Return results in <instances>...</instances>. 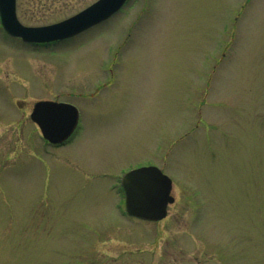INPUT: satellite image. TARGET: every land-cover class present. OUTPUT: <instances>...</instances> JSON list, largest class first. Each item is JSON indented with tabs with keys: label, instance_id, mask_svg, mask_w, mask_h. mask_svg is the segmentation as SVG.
Segmentation results:
<instances>
[{
	"label": "rangeland",
	"instance_id": "374dc122",
	"mask_svg": "<svg viewBox=\"0 0 264 264\" xmlns=\"http://www.w3.org/2000/svg\"><path fill=\"white\" fill-rule=\"evenodd\" d=\"M97 0H16L24 26ZM74 105L51 146L35 102ZM172 181L160 221L126 215L120 179ZM0 264H264V0H128L39 48L0 26Z\"/></svg>",
	"mask_w": 264,
	"mask_h": 264
},
{
	"label": "water",
	"instance_id": "95a60500",
	"mask_svg": "<svg viewBox=\"0 0 264 264\" xmlns=\"http://www.w3.org/2000/svg\"><path fill=\"white\" fill-rule=\"evenodd\" d=\"M126 0H98L88 8L55 24L26 27L16 16V0H0V23L10 35L26 42H52L72 37L110 17ZM31 120L49 143L58 145L73 133L78 122L77 109L68 103L38 101L33 105ZM128 215L159 221L173 202L171 180L156 167H141L127 172L121 180Z\"/></svg>",
	"mask_w": 264,
	"mask_h": 264
},
{
	"label": "flooded vegetation",
	"instance_id": "af4514ba",
	"mask_svg": "<svg viewBox=\"0 0 264 264\" xmlns=\"http://www.w3.org/2000/svg\"><path fill=\"white\" fill-rule=\"evenodd\" d=\"M8 37H9V36H8ZM9 38H11V37H9ZM13 39H16L17 41H20V42H22L23 44L33 46L34 48H39V47H43V46H47V45H49V44H42V43H25V42H23L21 39H19V38H14V37H13ZM32 108H33V106H32Z\"/></svg>",
	"mask_w": 264,
	"mask_h": 264
}]
</instances>
